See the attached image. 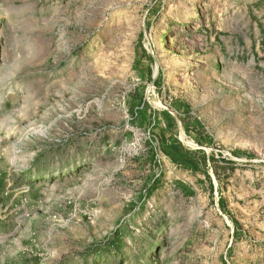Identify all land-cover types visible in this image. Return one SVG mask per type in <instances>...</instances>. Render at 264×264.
<instances>
[{"label":"rangeland","instance_id":"374dc122","mask_svg":"<svg viewBox=\"0 0 264 264\" xmlns=\"http://www.w3.org/2000/svg\"><path fill=\"white\" fill-rule=\"evenodd\" d=\"M0 264H264V0H0Z\"/></svg>","mask_w":264,"mask_h":264}]
</instances>
